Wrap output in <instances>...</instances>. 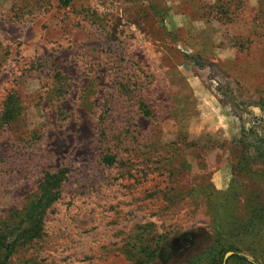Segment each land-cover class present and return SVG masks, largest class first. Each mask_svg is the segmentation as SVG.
I'll return each mask as SVG.
<instances>
[{"label": "rangeland", "instance_id": "obj_1", "mask_svg": "<svg viewBox=\"0 0 264 264\" xmlns=\"http://www.w3.org/2000/svg\"><path fill=\"white\" fill-rule=\"evenodd\" d=\"M259 144L264 0H0V219L68 170L11 264H264Z\"/></svg>", "mask_w": 264, "mask_h": 264}, {"label": "trees", "instance_id": "obj_2", "mask_svg": "<svg viewBox=\"0 0 264 264\" xmlns=\"http://www.w3.org/2000/svg\"><path fill=\"white\" fill-rule=\"evenodd\" d=\"M9 108L8 118L21 115L22 108L19 104L13 102ZM144 114L149 116L150 111L145 110ZM99 133L101 143L106 142L110 137L109 129L105 124H101ZM260 144L254 149V153L258 154V161L262 164L261 170L256 172V175L259 176L262 173L264 176V145ZM110 148L108 147L103 152L102 162L108 166L126 164L127 161L118 152ZM242 154L244 155L238 162L239 171L254 172L255 170L250 167V158L244 151ZM67 172L68 170L65 168H60L55 172L47 170L38 190L28 197L23 206L20 209L11 210L7 216L0 219V264H11L12 257L18 248L33 243L43 236L46 214L50 207L60 199ZM231 191H229V195L235 197L234 192ZM224 252L225 247L218 245L206 253L195 256L191 262L194 263L207 258V264H225ZM231 260L235 264H262L256 259H250L237 253L232 256Z\"/></svg>", "mask_w": 264, "mask_h": 264}, {"label": "crops", "instance_id": "obj_3", "mask_svg": "<svg viewBox=\"0 0 264 264\" xmlns=\"http://www.w3.org/2000/svg\"><path fill=\"white\" fill-rule=\"evenodd\" d=\"M224 128L226 130V136L228 137H235L237 135H239L240 132V125L239 122L236 121H230V122H226L224 124Z\"/></svg>", "mask_w": 264, "mask_h": 264}, {"label": "water", "instance_id": "obj_4", "mask_svg": "<svg viewBox=\"0 0 264 264\" xmlns=\"http://www.w3.org/2000/svg\"><path fill=\"white\" fill-rule=\"evenodd\" d=\"M228 254L226 255L225 259L227 258ZM225 262V261H224Z\"/></svg>", "mask_w": 264, "mask_h": 264}]
</instances>
